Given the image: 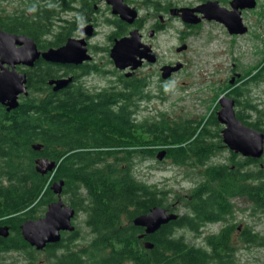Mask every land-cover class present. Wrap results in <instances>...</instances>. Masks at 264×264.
Here are the masks:
<instances>
[{
	"label": "trees",
	"instance_id": "obj_1",
	"mask_svg": "<svg viewBox=\"0 0 264 264\" xmlns=\"http://www.w3.org/2000/svg\"><path fill=\"white\" fill-rule=\"evenodd\" d=\"M161 2L146 3L157 12ZM263 71L238 87L235 96L240 119L264 131V108L252 100L249 88L260 83ZM39 84L42 95L23 96L11 111L0 107V225L10 231L7 237L0 235V261L18 252L24 262L9 264H39L44 252L49 264H237L235 255L241 248L264 247V233L241 221L240 230L236 223L221 224L214 234L204 230L207 221L234 214L230 200L234 195L246 199L257 220L264 216L261 170L210 167L206 181V160L213 152L206 125H219L216 116L207 124L206 116L171 117L165 112L141 116L140 101L153 97L137 79L129 80V91L109 89L91 97L77 89L65 95L44 91L46 77ZM38 144L41 148L35 149ZM163 150L192 182L184 196L137 174L136 158L154 159ZM43 157L56 161L53 171L44 174L37 169L36 161ZM60 180L64 201L77 216L85 214L88 234L74 223V231L63 232L61 241L40 251L24 239L21 225L45 214L58 198L51 185ZM178 199L186 208L183 215L142 240L139 235L145 229L134 219L156 206L170 208ZM187 233L200 243L189 241ZM236 233L240 246L233 241ZM147 241L154 246L146 247Z\"/></svg>",
	"mask_w": 264,
	"mask_h": 264
},
{
	"label": "flooded vegetation",
	"instance_id": "obj_2",
	"mask_svg": "<svg viewBox=\"0 0 264 264\" xmlns=\"http://www.w3.org/2000/svg\"><path fill=\"white\" fill-rule=\"evenodd\" d=\"M161 1H163L161 2L162 7L156 12L148 9L147 0H0V73L9 69L25 75L29 94L31 93L32 95L43 94V89L39 84L43 77H46L48 89L44 91L50 90L65 95L77 89L84 92V95L88 97L109 89L120 90L126 87L125 90L129 91V80L137 79L142 82V85H145L144 92L154 98V94L149 93V86L154 83L161 87L163 83L172 81L187 65V62L180 57L174 58L172 56L169 60H162L155 42L159 35L172 33L170 29L172 27L175 28L172 23L181 21L184 29L178 33L175 51L179 55H183V52L178 51V48L185 44L186 48L184 50L189 49L190 45L187 39L190 35L199 31L198 29L202 27L204 21L219 22L202 19L198 24L186 23L180 15H172L171 10L174 7H194L200 3L179 5L172 1ZM205 1L207 0L202 2ZM219 2L221 6L232 9V0H219ZM143 6H146L149 10L147 12L148 15L142 13ZM259 7V0H257L256 7L241 10L242 17L247 12H256ZM131 8H135L137 11L136 17L132 21H130L133 12ZM199 15L201 16V14ZM149 20H152V24L147 25ZM221 24L226 27L224 23ZM226 29L228 30L227 27ZM248 31L249 28L245 33H248ZM131 33H138L140 36V50H144V45H150V51L146 52V54L139 51L144 55L141 57L139 53L137 54V59L140 60L139 66L133 67V64L137 62L135 61L129 63L126 68L121 69L116 65L112 57V49L117 40L129 37ZM229 34L231 33L229 32ZM231 35L239 37L242 34ZM73 39L74 41H84L81 46L86 48V55L89 58L79 63H73L53 61L44 57L45 52L51 49H58ZM36 52H38V55L35 57ZM16 53L19 55L16 56ZM25 58L31 60L32 63H24ZM16 60H20V62H15ZM178 63L182 64L179 69L170 70V67L176 66ZM165 66H169V68L165 69ZM263 69L264 63L256 68L255 72L252 69V73L246 76L242 71H231L229 82L227 83V79H223L224 83L219 89L222 93L217 98H214V95L210 98L212 99V104L207 105L206 124L210 122L213 116H216L218 120L217 112L221 109L220 97L223 95L235 99L234 107L238 118H240L238 112H240L241 107L237 104V97L235 96L238 94V87L243 85L244 82L250 81L257 72ZM42 73L45 75L40 76ZM164 73H169V75L164 77ZM155 78H157V81H154ZM59 79H71V81L65 87L56 90V83L51 82ZM259 82H264V71ZM23 96L26 95L21 94L19 96L20 103ZM2 106L7 109V105L0 103V107ZM218 122L219 125H206V132L209 134L207 140L213 150L211 157L206 160V181L208 182L211 178L207 169L212 167L216 171L220 168H225L226 165H230L231 169L240 170V172L251 173L261 170V176L264 180V152L260 158H256L231 149L224 141L223 130L226 125L220 123L219 120ZM255 129L264 134L262 129ZM226 152L228 156L225 154ZM221 155V162L214 161L216 157ZM164 160L172 161L169 157L167 158V152ZM237 197H240V195L231 197L232 205L233 200ZM178 206L179 204H172L167 209L169 212H177L179 214L178 218H180L184 212L179 211ZM234 209V214L227 215L222 220L223 222L221 220L207 221V225L217 222H222L223 224L236 223V227L240 230L242 226L239 224L236 215V211L239 209L235 204ZM75 217L73 219L74 223ZM214 233L216 232L207 234ZM142 234L144 233L139 235L141 239L144 238V236L141 237ZM126 263L130 262L127 261L123 264Z\"/></svg>",
	"mask_w": 264,
	"mask_h": 264
},
{
	"label": "rangeland",
	"instance_id": "obj_3",
	"mask_svg": "<svg viewBox=\"0 0 264 264\" xmlns=\"http://www.w3.org/2000/svg\"><path fill=\"white\" fill-rule=\"evenodd\" d=\"M165 1V0H164ZM203 0H172L179 5L201 3ZM260 7L256 12L250 11L243 15V20L249 28L248 33L239 37H233L229 34L226 27L221 22L204 21L201 28L195 34L187 39L190 45L189 49L181 51L179 55L175 51L178 42V33L183 30L181 21H174L175 26L170 29L172 33H162L155 40L157 51L162 56V60H169L170 57L183 58L187 62L184 70L179 72L172 81L163 83L161 87L157 84L149 86V93L154 94L152 100L140 102L141 116L154 115L157 112H165L169 116H206L208 106L212 104L213 95L217 98L222 91L219 90L224 81L231 79V71H256L264 63V0H259ZM149 10L146 6L142 7V13L148 15ZM151 11V10H150ZM257 13V14H256ZM152 24V20L147 25ZM251 67H253L251 69ZM157 81V78L154 79ZM250 88V97L264 108V82L252 84ZM228 156V153H225ZM165 157L159 159L157 156L153 159L139 160L136 158V171L138 176L147 179L150 182H158L161 186H167L178 191L181 196L186 195L192 189V182L184 178V168L174 165L171 161H165ZM222 155L214 159L221 162ZM161 161V162H160ZM65 199V196H63ZM173 204H179L178 210L184 212L185 207L180 204V200H172ZM245 208L246 210L236 211L237 220L241 225L246 223L253 225L256 231L264 233V216L257 220V215H252L249 203L242 196L233 200V205ZM85 214L79 212L75 219V224L83 228L84 233L88 234V229L84 224ZM219 223H212L205 227V232H217L220 229ZM239 232V231H238ZM237 232V233H238ZM237 233L233 239L238 246L241 241L237 239ZM239 235V234H238ZM187 238L191 242L200 243V239H194L192 233H187ZM83 242V240H82ZM242 247V246H241ZM240 247V248H241ZM237 264H264V247L241 248L236 255ZM23 255L18 252H11L6 255L5 260L0 264H9L12 261L19 260L22 263ZM39 264H49L47 253H40ZM130 264V263H126Z\"/></svg>",
	"mask_w": 264,
	"mask_h": 264
},
{
	"label": "water",
	"instance_id": "obj_4",
	"mask_svg": "<svg viewBox=\"0 0 264 264\" xmlns=\"http://www.w3.org/2000/svg\"><path fill=\"white\" fill-rule=\"evenodd\" d=\"M231 4L232 9L230 10L221 6L219 0H207L194 7H174L171 13L172 15H180L182 20L189 24H198L202 19L216 20L224 23L231 34H243L247 32L248 26L243 21L241 10L256 7L257 0H232ZM132 10L130 21L137 14L135 8ZM82 42L84 41L69 40L66 45L45 52L44 57L53 61L82 62L89 58L86 55V48L81 46ZM144 46V50H140V36L138 33H131L129 37H124L116 41L111 54L119 68L124 69L129 63L137 61L133 64L135 68L140 63V60L137 59V54L139 53V56L142 57L144 56L142 53L146 54V52L150 51V45ZM185 48L186 45L184 44L178 48V51H182ZM18 55L16 53V56ZM37 55L38 52H36L35 57ZM17 61L20 62V60H16L15 62ZM23 62L28 64L32 63L31 60L27 59ZM181 65V63H178L176 66L170 67V70H177ZM164 68L168 69L169 66H165ZM163 75L167 77L169 73H164ZM70 81L71 79H59L51 83H56L55 89L59 90L65 87ZM26 82V76L16 70L12 71L7 69L1 72L0 103L7 105L8 110L17 108L20 104L19 96L21 94H29ZM235 102V99L230 96L223 95L220 97L221 109L217 112V116L220 123L226 125V128L223 130L224 141L231 149L237 152L260 158L264 152V134L254 127L245 124L238 118L234 107ZM34 148L40 149L41 145H34ZM165 155L166 150H163L158 154V158L162 159ZM36 162L38 164L37 169L44 174L53 171L57 164L56 161H50L44 157L38 159ZM63 185V180L54 182L51 185L58 199L48 205L43 216L36 219H28L21 225V232L24 239L37 250H43L48 244L61 241L63 232H72L76 229L73 219L77 211L74 207L64 202L62 198ZM178 217L179 214L177 212H169L166 207L156 206L150 212L136 217L134 223L145 228V233L141 235L142 237L146 234L154 233L163 224L176 220ZM9 233L8 226L0 225V235L7 237ZM145 246L152 248L154 244L147 241L145 242Z\"/></svg>",
	"mask_w": 264,
	"mask_h": 264
}]
</instances>
